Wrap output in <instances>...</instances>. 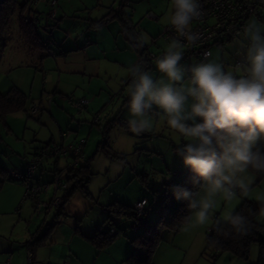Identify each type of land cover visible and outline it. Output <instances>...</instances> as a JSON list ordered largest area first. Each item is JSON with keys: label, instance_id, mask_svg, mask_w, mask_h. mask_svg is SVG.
Listing matches in <instances>:
<instances>
[{"label": "rangeland", "instance_id": "rangeland-1", "mask_svg": "<svg viewBox=\"0 0 264 264\" xmlns=\"http://www.w3.org/2000/svg\"><path fill=\"white\" fill-rule=\"evenodd\" d=\"M25 1L17 0L16 9L10 15L8 27L3 34L5 44L0 49V92L5 93L10 88L17 87L27 95L28 108L32 102H40L43 108L41 115L38 112L27 114L25 111H17L7 114L5 122L0 119V181L3 180L0 186V200L5 202L6 209L12 207L17 194L20 192L13 211L8 212V217L12 216L15 222L12 226L13 236L15 240L20 236L24 240L28 237L26 233L31 234L40 226L45 230L46 224L50 223L53 217V207L47 213L45 211L41 213L34 212L31 200L24 198L23 186L15 179H8V173L23 170V164L26 159L30 158L32 150L47 143L51 135L55 140L58 139L59 127L55 122L57 119L53 116L52 108L59 101V105L62 104V108L68 114V117L70 118V115L74 116L73 119L69 120V127L62 131L73 130L79 138L78 140L86 139L84 147L86 159L84 161L88 165L89 174L86 182H82L80 185H75V182L72 183V186L74 184L72 192L63 207L64 215L56 224L55 235H58L57 240L52 247L41 248L39 253L44 257L49 252L57 256L60 252V246L67 236L66 233L70 229L72 232L78 229L79 232L85 235L95 233L99 225L102 229L108 225L106 218L109 213L107 208L111 206L110 204L134 205L138 200L145 198L150 204V211L146 215L145 222L137 224L132 218H118L116 225L121 230L111 241L105 243L102 247H97L100 254L102 253L100 256L103 258L104 263L129 264L126 257L132 249V237L145 226L154 223L159 215L156 209L157 201H155L159 191H163L168 185H173L187 169L183 164L182 157L177 155L176 150L188 141L168 126L166 118L161 113L159 115L153 114V129L140 135L115 124L108 133L106 148L98 147L99 141L103 139L102 132L98 125L91 123V119L96 113H99L103 126L108 121L107 119L111 117L107 109H113L112 101L109 104L107 103L108 107H103L106 94L100 93L99 87L102 84L101 82L105 81L100 79L97 81L95 78L86 84V87H89L97 94L96 97L100 96V98L96 99L97 108L93 111L92 107L95 106L91 103L92 97L91 95L87 96L86 98L90 102L89 109L79 118L75 116L79 112L69 109L64 101L65 99L61 100L58 93L52 96L54 98L49 104L47 99L52 95L54 85L57 82L58 70L55 64L41 65L33 55L42 53L41 60H43L51 58L50 54L45 55L43 49H28L29 47L19 34L18 16L20 13L26 12ZM89 1L96 5L95 3L98 0ZM103 1L104 3H110L112 7L114 6L113 8L118 5V0ZM59 3L60 0H57L55 6L52 7L48 3L46 4L45 0L32 3L33 9H36L35 6H37L42 14L41 24L35 26L38 34L50 47L58 50L59 48L51 32L54 29H60L59 25L71 26L76 31L80 29L81 25L79 20L81 14L73 9L67 10L66 17L63 16L65 18L61 22L58 10ZM50 9L53 12L52 17L44 16ZM127 9L129 11L134 10L130 17L140 33V40L147 44L150 50L155 52L160 50V48L158 49L151 44L154 37H157L166 45L170 44L171 41L168 42L159 36V33L163 26L169 24L171 0H129ZM149 13L158 16L159 20L149 17ZM65 20L67 21L65 22ZM251 20L256 19L250 17L246 23ZM256 21L264 24V15ZM241 33L234 36L229 43L210 45L211 56L207 59L218 57L219 61L224 64L226 71L243 75L242 66L239 62L245 44L238 43L242 40ZM201 62H206V59L191 58L181 61L182 64L187 66ZM150 70L154 77L159 78L162 76L155 65ZM86 79L87 77L81 79L74 77V75H63L60 81V89L62 93L83 96L80 90L84 87L83 83L86 82ZM101 96H104V102ZM127 102L122 105L121 116L129 119ZM190 103L191 100L189 99ZM50 110L52 116H50ZM197 122H199V118H197ZM60 126L66 127L62 123H60ZM150 135H152V139ZM49 164L53 168L52 162ZM65 164V159H60L58 161L59 169L62 170ZM64 175L65 172L62 171L61 176L64 177ZM247 176L251 181L249 193L246 196H241L239 190H237V199L230 203L218 199L212 218L207 224L184 231L188 224L187 221L176 233L163 230L161 240L150 264H258L261 261V251L264 253V245L259 242L251 244L247 260L235 257L229 252L217 253L211 246L206 244V237L212 225L217 220H223V217L229 211H235L243 199H251L264 204V199H261L264 197V176L258 179L250 170ZM34 177L51 180L53 174L47 170L40 176L37 173ZM25 204L30 206V213L26 215L27 217L22 215L17 223L18 214L22 212ZM257 220L264 223V209L257 215ZM54 236H51V239ZM36 263L37 260L35 259Z\"/></svg>", "mask_w": 264, "mask_h": 264}, {"label": "clouds", "instance_id": "clouds-1", "mask_svg": "<svg viewBox=\"0 0 264 264\" xmlns=\"http://www.w3.org/2000/svg\"><path fill=\"white\" fill-rule=\"evenodd\" d=\"M202 17L200 0H171L169 24L176 37L155 62L162 76L154 77L142 60L127 69L128 129L136 135L149 132L153 114L162 113L168 126L188 141L176 152L199 190L172 189L177 201H187L191 214L185 217L184 231L207 224L218 199L230 203L237 190L246 196L249 170L264 173V149L259 146L264 141V24L251 20L243 27L238 41L245 44L239 62L243 75H237L226 71L218 57L191 66L181 63L183 41L195 45L201 38L191 26ZM222 222L228 227L222 229ZM216 228L243 236L251 223L246 215L229 211Z\"/></svg>", "mask_w": 264, "mask_h": 264}, {"label": "trees", "instance_id": "trees-1", "mask_svg": "<svg viewBox=\"0 0 264 264\" xmlns=\"http://www.w3.org/2000/svg\"><path fill=\"white\" fill-rule=\"evenodd\" d=\"M38 1V0H37ZM34 1V2H37ZM16 2L17 0H0V49L3 47L5 44L4 42V32L8 27L9 24V18L10 15L15 11L16 9ZM29 0H26L24 2V6L26 8L25 13H20L18 16V28L19 32L21 34V37L23 38L25 44L31 48V49H45L47 50L48 48V43L43 41L38 34L35 26L36 24H40L39 21V16L37 10L33 9L32 4L30 5V12H31V18L29 21L25 20L26 15L28 14V5H29ZM46 2V1H45ZM47 4V2H46ZM128 0H120L118 2V5L115 8H112V10L106 15V17L102 18L101 21H106L110 18H117L120 20L122 28L124 33H126L127 37L131 42H133L134 47L136 51L138 52V57L135 63L139 61H147V66L149 69L152 68V63L156 61L158 58H160L166 50L160 49L159 51H152L150 50L147 45L143 41L139 42L137 41V38H140V35L135 29V24L132 22V19L130 17V13L125 12L123 9L125 6H127ZM23 6V7H24ZM262 10H264V6L261 7V11L259 15H252L249 14L248 16L245 17L244 19V26L247 24V19L250 17H254L256 19H260L262 16ZM22 12V11H21ZM51 9L47 13V17H50L51 15ZM52 17V16H51ZM36 19V21H35ZM243 29V28H242ZM242 29L236 34L238 35L240 32H242ZM162 30V29H161ZM235 35V36H236ZM159 36H162L161 31L159 33ZM168 42L171 40H167ZM231 40L228 41H223V42H211L207 48L209 49V46L212 44H224V43H229ZM155 44V42H153ZM50 49V48H49ZM64 52H66L64 50ZM154 54V57H148V53ZM49 54H54V52L50 49V51H47ZM42 57V56H41ZM41 57L39 58L41 60ZM209 56L205 58L201 57H189L185 58L184 56V51H183V59H191V58H198V59H206ZM40 63V62H39ZM131 82V77L127 80H125L124 84L128 85ZM56 92H53L52 95L49 96V104L52 101ZM63 97L65 101L68 104V99L69 97H84L85 96H75L74 94H63ZM87 100V98H86ZM88 105V100L87 103L85 104V107L82 110H76L68 104V106L71 109H74L76 112H82L84 109H86ZM17 111H25L27 114H32L28 112V107H27V95L18 89L17 87H12L10 88L7 92L1 93L0 92V119L5 122L6 115L9 113L17 112ZM99 115V113H96L94 116ZM93 116V118H94ZM100 117V115H99ZM93 118L91 119V123L94 125H98L101 129L102 132V137L103 139L99 141L98 147L100 148H106L107 146V138H108V133L109 130L115 125L118 124L119 126L128 129L127 126V120H123L120 118L118 115H115L112 119L108 120L103 126H102V119L101 122L95 123L93 121ZM129 130V129H128ZM61 131V136H67L71 133V130H60ZM68 132V133H67ZM152 135H150V138ZM81 140H84V144L82 147V153H83V158L78 160L76 165H70L72 161L75 159V156L71 153L70 147H75L79 144ZM86 145V139H80L77 140L76 142L73 143H54L52 140H49L48 143H45L44 145H41L39 147H36L32 153L30 158L39 150L40 148H47V147H66L69 148L68 154L66 156H61L59 158H54L53 160H45L42 161L40 165L31 173V179L33 182H41V183H51L53 181V178L51 180H45V179H40L36 178L35 176L38 173V176L42 175L44 171H51L54 177V174L58 171H60L58 167V161L62 158L65 159L66 164L62 167L64 168L61 170V172H65L64 175V181L67 183V189L65 191V200L61 205H54V214L51 220V223L48 224L46 230L44 233L39 235L36 238L30 239L27 244H28V253L31 252V257H30V262L28 264H32L33 261V254L35 252V249L39 246L42 245L44 238L48 235V232L52 230V228L60 221L61 216L64 215L63 212V207L64 204L67 202L69 199V196L72 192L73 186L72 183L75 182V185H80L82 182H86L87 176L89 174L88 170V165L85 163V154H84V147ZM259 146L264 149V141L260 142ZM30 158L25 162L23 166V170L18 171V172H9L8 173V179H15L17 180L24 188L25 192V186L23 183V176L26 174L27 171V165L30 160ZM50 162L53 164V168L50 166ZM251 171V170H250ZM253 172V171H251ZM15 173H20L19 176L14 175ZM256 177L259 179L261 176H264V173H255L253 172ZM7 179V178H6ZM193 173L187 168L184 171V174L181 178L177 179L175 183L171 186H166L163 191H159L158 195L156 196L155 201H157V206L156 209L158 210V217L154 221V223L145 226L139 233L135 234L132 239H131V245L132 249L129 253V255L126 257V261L129 264H150L151 258L157 248L158 243L161 240V232L163 230H168L173 233L178 232L181 227L187 222L185 220V217L190 216V212L187 208V201H177L174 196L172 189L174 186H179L191 191H198V187H194L193 183ZM2 181H0V186L2 185ZM45 194H43L44 197ZM25 198V196H24ZM31 200L33 204V199L28 198ZM145 199V198H144ZM108 209V215H107V223L108 225L106 228L109 226V222L112 221L115 224V231L111 234L107 233L106 230H102V228L97 227V230L95 233H93L91 236H87V238L97 247H102L105 243L111 241L117 234L118 231L121 230L116 225V221L120 216H123L124 218H132L135 223H144L146 215L150 211V204L148 200L146 199V208H145V213L142 216V219L140 220L136 214H135V208L134 205L131 204H124V203H112L110 204ZM264 209V204L251 200V199H243L242 202L239 204V206L235 209V212H240L243 215H246L248 217V220L251 223V229L247 235H237V234H231V235H225L221 231L217 230L216 228V223L212 225V227L209 229V232L206 237V244L207 246H211L217 253H222V252H229L233 256L242 258L247 260L249 257V252H250V247L251 244L254 242H259L261 245H264V223H260L257 220V215L259 212ZM35 212V211H34ZM228 225L226 223H221V228H227ZM104 228V229H106ZM260 262L258 264H264V253H260ZM29 260V259H28Z\"/></svg>", "mask_w": 264, "mask_h": 264}, {"label": "crops", "instance_id": "crops-1", "mask_svg": "<svg viewBox=\"0 0 264 264\" xmlns=\"http://www.w3.org/2000/svg\"><path fill=\"white\" fill-rule=\"evenodd\" d=\"M119 1L120 0H118V2ZM95 4L96 5H94L93 2L89 0H60L58 10L61 22L66 17L67 10L73 9L74 11H78V13L81 14V16L79 17V20L81 22V25L79 27L80 29L76 31L71 26L65 27V24L62 26L59 25V27H61L60 29H54L51 32V35L56 41V45L58 46L59 50L50 47L48 44V48H50L54 52V54H50L51 58L40 60L39 58L41 57V55H43L42 53H36L35 55H33V57L36 58L38 62H40V64L43 66L50 63L55 64L58 73L57 82L54 85L52 93H58V95H60L59 97H61V100H64L63 94H66L62 93L60 89V81L63 75H74V77H79L81 79L87 77L86 82H82L84 84V87L80 91L82 92L81 95L85 97L91 95V103L93 106H95H91L93 108V111L96 110L95 108H97L96 99L100 98V96L96 97L97 94L90 90L89 87H86V84L88 82H91L95 78L97 79V81L98 79L104 80L105 82L102 81V84L99 87L100 93L102 92L106 94L105 102L104 96H101L104 102L103 107H108L107 103L109 104L110 101H112L113 103V109H107L110 112L109 114L111 115V117L107 120H110L115 115H118L123 120L128 121V119L121 116V112L123 110L122 105H124L129 99V97H126L128 96V86L125 85L124 82L129 78L127 69L130 65L136 62L138 52L136 51L133 42H131V40H129V38L126 36L127 34L124 33L119 19L110 18L104 22L101 21L102 18L106 17V15L112 10L114 6L112 7L108 2L104 3L103 0H98ZM127 6H125L123 10L127 13H133L134 10H131L129 12ZM35 8V10H37L38 12L37 14L39 16V21L41 24V10L37 6H35ZM45 15L47 16L46 13L44 14V16ZM262 15H264V10H262ZM157 20H159V17ZM66 21L67 20H65V22ZM61 22L60 24H62ZM132 22L135 24L133 20ZM135 29H137L136 24ZM137 41L141 42L140 38H137ZM153 42H155V44ZM151 44L158 49L160 48L167 50L168 47V45L162 43L159 39H157V37L152 38ZM28 49L37 50V48ZM64 50L66 52H64ZM43 52L45 55L49 54L44 48ZM155 62L156 61L152 63V67H154V65L156 66ZM65 103L67 104L66 101ZM89 104L90 102H88L86 109H84L82 112L76 113L77 115L75 116L78 118L80 116H83V114L88 111ZM54 107L55 109H53ZM53 108V116L58 120L55 121L57 126L59 127L57 133L58 139L55 140L51 135L49 140H52L56 144L62 142H76L79 138L76 136V134H74L73 130H71V133L69 135L64 137H62L60 134V130L69 127V120L73 119L74 116L70 115L69 118L68 114L62 108V104L61 106L59 105V101H57V103L53 105ZM68 108L71 109L69 106ZM38 113L41 115L42 111ZM49 113L50 116H52L51 110ZM60 123H62L63 126L66 127H61ZM27 160L28 159H26L25 162ZM19 196L20 192L17 194L16 201L9 209H6L5 202H3V200H0V264H28L29 260L27 242L30 239L36 238L44 233L48 224L51 223L50 221V223L46 224L45 230H43L44 228L40 226L33 233H26V235L28 234V237L24 239L26 241H24L21 236L15 240L12 228L15 222L13 221L12 216L8 217V212L13 211L14 204L17 202ZM49 196L50 192L45 194L44 198L47 199L49 198ZM29 213L30 206L28 204H25L22 212L18 214L19 216L18 219H16V222H19V220L22 218V215L26 216ZM121 218H123V216L119 217V219ZM98 227L100 228L101 226L99 225ZM55 234L56 225L52 228L51 231L48 232V235L44 238L42 245L35 249L32 264H35V259L37 260L36 264H56L62 261H67L68 264H106L104 263L103 258L100 256L102 255V253L100 254V251L96 248V246L87 238V236H91L93 232L91 234L89 233V235H85L82 234V232H79L78 229H76L74 232H72V230L70 229V231L66 233L67 236L62 242L60 246V252L57 256L52 255L50 252L45 257L42 256L39 253V250L47 246L52 247L54 242H56L58 236ZM51 236H54V238L51 239Z\"/></svg>", "mask_w": 264, "mask_h": 264}, {"label": "built area", "instance_id": "built-area-1", "mask_svg": "<svg viewBox=\"0 0 264 264\" xmlns=\"http://www.w3.org/2000/svg\"><path fill=\"white\" fill-rule=\"evenodd\" d=\"M37 0H29L28 14L25 17L26 21L31 18L30 5ZM49 6H55L57 0H45ZM202 5L203 17L200 20L193 21L192 29L200 34V40L195 45H189L187 41L184 43V56L185 58L208 56L210 51L207 46L211 42H223L231 40L243 27L244 19L249 14L259 15L261 7L264 6V0H200ZM54 11V10H53ZM51 16L53 12L51 10ZM149 17L157 20L158 17L153 13L148 14ZM32 19V18H31ZM36 21V19H35ZM161 34L165 40H172L176 37L175 30L170 24L163 26ZM182 39V38H181ZM47 51H50L47 48ZM148 57H154L151 52L147 54ZM147 64V61H144ZM49 103V99H47ZM87 103L84 97H69L68 104L70 107L76 110H82ZM40 102H32L28 108V111L35 114L42 110ZM93 121L100 123L101 119L99 115L94 116ZM68 133V132H67ZM84 140H81L75 147H70L71 153L75 156V159L70 165H76L78 160L83 158L82 147ZM69 148L66 147H47L40 148L30 158L26 174L23 176V183L25 186L24 196L25 198L33 199V210L36 213L49 211L54 205H61L65 200V191L67 189V183L61 176L60 171L56 172L51 183L33 182L31 179V173L45 160H53L61 156L68 154ZM64 169V168H63ZM62 169V170H63ZM14 175L19 176L20 173ZM50 192L49 198H44L43 194ZM135 214L141 220L146 208V199L142 198L134 204ZM116 227L114 222L110 221L109 226L106 229L107 233L111 234L115 231ZM264 231V230H262ZM31 252L28 253V259L30 262ZM56 264H68L67 261H62Z\"/></svg>", "mask_w": 264, "mask_h": 264}]
</instances>
